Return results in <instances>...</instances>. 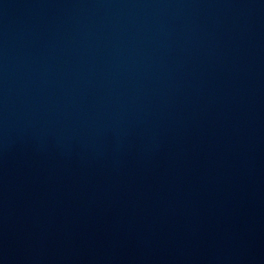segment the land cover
<instances>
[{
  "label": "water",
  "instance_id": "water-1",
  "mask_svg": "<svg viewBox=\"0 0 264 264\" xmlns=\"http://www.w3.org/2000/svg\"><path fill=\"white\" fill-rule=\"evenodd\" d=\"M264 208V0H155Z\"/></svg>",
  "mask_w": 264,
  "mask_h": 264
}]
</instances>
